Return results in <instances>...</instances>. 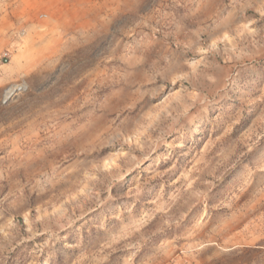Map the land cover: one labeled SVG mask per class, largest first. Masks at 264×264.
Here are the masks:
<instances>
[{
    "label": "rangeland",
    "instance_id": "1",
    "mask_svg": "<svg viewBox=\"0 0 264 264\" xmlns=\"http://www.w3.org/2000/svg\"><path fill=\"white\" fill-rule=\"evenodd\" d=\"M0 264H264V0H0Z\"/></svg>",
    "mask_w": 264,
    "mask_h": 264
}]
</instances>
